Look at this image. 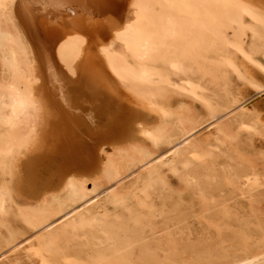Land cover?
<instances>
[{
	"label": "bare ground",
	"instance_id": "1",
	"mask_svg": "<svg viewBox=\"0 0 264 264\" xmlns=\"http://www.w3.org/2000/svg\"><path fill=\"white\" fill-rule=\"evenodd\" d=\"M219 1L236 8L238 22L242 11L256 17L254 11L264 8V0ZM157 2L0 0V162L2 171L6 166L9 174V179L0 182V223L17 203L14 174L17 171L21 183L24 169L28 176L25 182L30 187L27 199L35 200L37 205L27 200L29 204L22 208L17 203L16 209L20 208L18 214L28 226L41 231L36 240L38 250L32 253V257H39L40 264H58L50 253L56 252L70 232L87 227L101 225L117 242L120 232L106 227V214L96 215L86 209L87 213L71 216L58 230L53 228L52 220L68 203L87 197L89 181L96 187L118 183L126 166L134 161H143L137 173L142 179L141 173L146 170L147 187L154 178L161 179V166L176 172L175 157L186 149V136L198 128L194 119L181 118L179 123L186 136L173 143L172 158L146 166L150 155L136 143L137 136L158 145L169 134L167 118L171 116L170 108L167 111V105L163 106L164 99L160 103L162 97L177 79L181 80L177 85L182 90L196 95L197 82L202 77L198 70L186 72L185 61L194 59L192 52L199 41L189 39L191 12L183 19L170 13L159 17ZM188 4L194 10L203 7L199 0ZM132 6L138 17L130 21L128 12ZM179 36L186 38L178 52L181 59L167 54L156 57L157 50H169L170 45L178 48ZM164 59L174 63L172 70L162 64L154 68ZM202 71L205 76L206 66ZM236 103L241 118L245 117L249 108ZM208 106L219 117L220 111L210 103ZM259 120L263 123L264 117ZM24 147L31 151L25 156V168H21L14 160ZM206 155L199 150L195 159L204 160ZM43 172L50 174L47 182L39 177ZM37 182L43 190L35 187ZM143 191L138 190L136 197ZM128 195L127 189L118 190L111 197L112 203L123 205ZM137 216L133 220L140 224ZM115 225L114 228L126 227ZM101 257L100 254L97 261ZM124 259L125 255L120 256L119 263L125 264L121 261ZM214 264H264V246L241 258Z\"/></svg>",
	"mask_w": 264,
	"mask_h": 264
},
{
	"label": "rangeland",
	"instance_id": "2",
	"mask_svg": "<svg viewBox=\"0 0 264 264\" xmlns=\"http://www.w3.org/2000/svg\"><path fill=\"white\" fill-rule=\"evenodd\" d=\"M188 1L191 0H158L157 16L170 13L183 19L191 12L189 39L199 40L192 52L197 62H185L187 73L198 70L202 74L196 95L182 90L177 85L181 80L177 79L160 101L163 104L164 99L163 106L171 111L167 118L170 135L156 146L143 136L135 140L150 155L145 159L146 166L159 164L172 158L173 143L186 136L179 120L194 119L198 128L186 136V149L173 162L178 170L161 166L162 180L154 178L147 187L146 170L141 173L144 180L137 173L143 168V161H134L126 166L118 183L96 187L89 181L87 197L68 203L53 218V228L59 229L71 216L90 210L96 215L106 214V227L112 232L118 229L120 239L116 242L109 238L101 225L70 232L56 252L45 251L58 264H120L123 255L127 260L121 261L125 264H214L241 258L264 246V122L259 120L264 117V8L254 11L256 17L242 11V20L238 22L236 8L219 0H199L203 4L200 10L190 8ZM136 17L137 9L132 6L128 19ZM185 43L186 38L179 36L178 48L170 45L169 50H157L156 57L167 54L181 59L178 52ZM161 64L169 70L174 68V63L165 59L154 68ZM201 66H206L205 76ZM182 78L185 80L187 75ZM236 101L249 108L243 120ZM208 103L220 111L219 117L213 115ZM220 128L224 131L220 132ZM199 150L207 152V158L195 159ZM30 151L22 148L14 164L25 168V156ZM1 167L0 162V182L9 179L6 166L4 171ZM23 170L22 182L17 171L13 182L17 203L22 208L24 204L37 205L35 200L27 199L30 187ZM49 175L43 172L39 177L47 182ZM39 183L35 187L43 190ZM126 189L129 195L125 203H112L114 193ZM141 189L145 192L136 197ZM17 203L0 223V264H40L39 257H32V253L38 250L36 240L41 231L22 220ZM137 215L140 224L133 220ZM116 223L130 228H114ZM133 229L137 231L133 233ZM100 254L103 259L97 261Z\"/></svg>",
	"mask_w": 264,
	"mask_h": 264
}]
</instances>
